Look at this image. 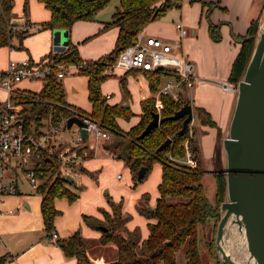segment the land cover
<instances>
[{
  "label": "trees",
  "instance_id": "1",
  "mask_svg": "<svg viewBox=\"0 0 264 264\" xmlns=\"http://www.w3.org/2000/svg\"><path fill=\"white\" fill-rule=\"evenodd\" d=\"M49 11V20L40 24L41 29H61L70 31L74 23L78 21H95L98 11L103 9L109 0H38ZM200 2L208 6L207 12L213 9L215 4H208L204 0H190ZM26 7V0H25ZM14 0H0V46L9 45L13 31L8 30L12 18ZM181 0H119L109 22L103 23L100 32L112 27L117 28V35L113 49L96 60H83L76 44L68 42L67 49L53 55L54 63L65 66H79V74L86 76L88 101L91 104L90 112H84L91 119L99 122L109 133L120 139L110 148L111 155L122 160L129 169L134 183L137 182V172L140 167L147 172L154 163L161 165V176L157 187L158 196L155 200L153 211L146 207L137 208L148 222V235L142 238L140 229L134 227L129 230L127 223L131 216L123 211L122 202L107 200L110 211L100 208L101 218L83 216L84 224L93 230L101 232L99 243L112 244L115 247V259L108 264H176V256L183 250L184 262L182 264H202L200 255V238H203V247L207 255L216 262L214 236L207 234L200 236V229H206L208 223L213 221L215 231L219 220V205L225 195V177L221 171L215 176V199L211 204L202 185L204 168L198 156V150L189 130L181 136L175 133L181 128L182 119L162 120L179 110L184 103L174 101L169 96H160L162 109L160 110V122L141 139L136 137L145 128L146 124L155 112L154 99L141 101L142 114L139 122L132 126L127 133H121L117 119L128 120L132 112L123 106L111 105L101 93V84L108 77L112 64L120 51L134 44L136 35L156 20L163 17L167 11L178 9ZM24 7V11L26 8ZM25 13V12H24ZM258 28L257 21H253L247 33L239 37L240 49L236 55L230 70L228 81L236 84L240 79L246 63L252 52L254 34ZM210 37L214 41L220 40V34L213 25L209 29ZM21 40V35L17 36ZM46 56H51L48 54ZM45 56V57H46ZM56 69H51L46 78L45 85L39 91L16 90L10 95V99L21 103L20 118L25 124L27 132L32 128L39 130L47 121L56 123L61 117L69 116L65 101L64 87L61 80L55 76ZM148 80L149 89L157 92L163 80L171 76L170 72L157 70L155 72L144 71ZM122 89H125V77L120 80ZM195 118L202 124L217 127L210 114L200 107L194 108ZM190 129V128H189ZM219 131V130H218ZM193 135V132H192ZM217 137H219L217 132ZM171 138L168 146L160 151L157 147L166 139ZM188 140L196 161L194 168H188L172 162V158H183L185 155L184 142ZM108 149V148H107ZM219 156L215 144L213 161ZM220 157V156H219ZM216 166V164H215ZM43 181L37 187L36 193L41 196L40 212L43 224L48 236L54 232V218L59 211L54 207L56 198H67L74 201L77 193L70 186H75L65 181L61 174L60 161L45 160L40 167ZM87 172V171H86ZM195 186V188H191ZM147 196L143 195L146 199ZM104 228L105 230H102ZM59 245L63 253L68 257H74L76 264H93L86 252L88 244L79 230H75L69 237L54 241ZM5 258L0 257V264Z\"/></svg>",
  "mask_w": 264,
  "mask_h": 264
},
{
  "label": "crops",
  "instance_id": "2",
  "mask_svg": "<svg viewBox=\"0 0 264 264\" xmlns=\"http://www.w3.org/2000/svg\"><path fill=\"white\" fill-rule=\"evenodd\" d=\"M204 1L209 5L215 4L211 11L207 12L208 6H203L200 2L181 0L180 8L167 11L159 20L148 24L142 33L146 36L159 37L173 45L179 44L180 48L174 49V52L184 54L194 63L195 73L203 81L193 89H184L181 92L182 102L191 104L193 111L195 107H200L210 114L217 126L214 127V142L216 143L217 128L226 130L233 106L234 93L222 91L210 80L228 79L232 63L240 49L239 37L247 33L253 21H257L259 26L262 21L261 14L264 0ZM14 5L15 0L11 20L14 19L17 23L26 21L28 24H32V27L21 29V31H26L20 37L21 40L13 35V49L9 50V56L11 58V54L15 53L19 60L29 59L32 62H41L53 50V31L41 29V23L39 25L31 23V19L24 11L15 14ZM47 17L46 12L43 19L45 20ZM105 22L108 21L97 19L91 22L78 21L72 26L69 41L76 44L78 53L83 60H96L113 49L117 28L112 27L100 32ZM177 22L183 24V27L187 30L186 35L180 37L179 30L175 26ZM211 25L218 30L220 34L219 41L211 39L209 33ZM31 32H34L33 36L40 35L41 37L39 51L35 53V58H39L37 60L31 57L29 50L23 45V39L32 35ZM77 33H80L81 36H77ZM1 47H7V45ZM42 55L43 58L41 57ZM73 71L76 70L73 69ZM111 72L112 76L120 73V80L125 77V89L121 92V106L127 108L130 103L137 105L141 104L143 100L155 98L156 92H152L149 89L144 71L132 70L125 72L121 69H114ZM136 77H138V80ZM87 79L86 76L76 72L62 79L67 84L65 85L67 88L66 94L64 88L66 103L84 112H90L91 110V104L88 101ZM32 86H36V88ZM40 88L39 83L26 81L19 83L17 86V90L26 89L35 92L39 91ZM0 94L2 96L0 102L7 99L8 94L5 91L0 90ZM104 96L109 104L118 105L111 101L112 95L106 93ZM141 114L142 110L137 114L132 113L127 123L123 121L124 125L122 124V119L118 118L117 124L119 128L128 131L129 125L134 126L139 122ZM195 120L194 115L193 124ZM110 135V141H112L114 135L111 133ZM106 150L104 148L102 153H99L100 155L97 152V157L94 158L95 161L100 159L119 161L111 153L108 154ZM88 165L95 175L93 179L88 173L74 179V177L64 172V178L70 181L74 180L73 185L83 188L81 189L82 195L79 196L77 194V198L74 201H69L65 197L54 200V207L59 211V214L54 218L53 231L58 239L69 237L75 230H79L82 235L83 231L88 228L83 222L82 217L84 215L100 219V208L106 211L110 210L106 200L109 188L102 182V169L97 163H93L92 160H89ZM209 171L207 168L204 169L205 173H209ZM117 175L120 174L117 173ZM23 184L27 186L28 191H20ZM88 184L91 185L90 188ZM18 191L17 195L5 197L0 205L2 210L0 214V257L4 256L5 258L2 264H76V259L66 256L60 246L52 242L48 236L40 212L41 196L36 194L24 181L19 182ZM86 198L87 201L85 200ZM155 200L150 205L151 207L155 205ZM127 228L129 230L133 229L128 223ZM93 231L97 240L99 236L98 230ZM147 235L145 237L141 236L146 238Z\"/></svg>",
  "mask_w": 264,
  "mask_h": 264
},
{
  "label": "built area",
  "instance_id": "3",
  "mask_svg": "<svg viewBox=\"0 0 264 264\" xmlns=\"http://www.w3.org/2000/svg\"><path fill=\"white\" fill-rule=\"evenodd\" d=\"M25 25L27 28L32 27V24L27 22ZM175 26L179 30L180 37L186 35L187 30L181 22H177ZM15 29L21 31L11 21L8 30L14 31ZM8 46L13 49L11 43ZM179 48V44L173 45L159 37L146 36L139 32L134 44L119 52L110 72L114 69H121L125 72L132 70L170 72L171 76L163 80L154 98L155 112L160 114L162 109L160 96H169L174 101H182L181 92L184 89H193L203 81L196 75L194 63L184 54L174 52V49ZM66 49L67 46L63 51ZM57 52L53 46L51 56H46L38 63L29 59H9L5 68L0 69V90L8 94L7 99L0 102V205L5 197L19 193L20 181H24L36 192L37 187L43 181L42 173L36 168L40 167L45 160H59L60 170L63 169L74 179L84 174L87 175V173L93 179L95 175L90 170L88 162L96 158L98 149L103 148V144L111 139L110 133L99 122L71 106L67 107L69 116L61 117L56 123L47 121L38 131L32 128L31 132H27L20 118L23 105L11 100L10 95L23 81L39 83L42 88L52 68L56 69L55 76L61 81L66 76L79 72V66L54 63L53 55ZM210 82L222 91L234 93L236 90V84H231L228 80L215 79ZM70 116L78 117L86 126L81 128L73 124L67 129L66 119ZM81 129L86 131V139L82 137ZM191 133L189 129V135ZM184 150V157L178 158L175 162L188 168H194L196 161L188 140L184 142ZM116 177L119 178L120 175ZM56 238V233L52 232V242Z\"/></svg>",
  "mask_w": 264,
  "mask_h": 264
},
{
  "label": "water",
  "instance_id": "4",
  "mask_svg": "<svg viewBox=\"0 0 264 264\" xmlns=\"http://www.w3.org/2000/svg\"><path fill=\"white\" fill-rule=\"evenodd\" d=\"M261 17L262 21L253 36L252 52L236 83L232 110L221 138L225 195L219 205V220L214 235L219 264H264V7ZM52 36L56 51L61 52L68 46V31L54 29ZM167 119H182L181 128L175 133V136H181L189 130L194 119L191 104L184 103L171 116L162 118ZM159 122L160 114L152 112L151 119L136 139L144 137ZM73 124L81 128L86 126L78 117H68L66 128ZM80 133L84 139L87 138L84 129ZM170 142L171 138H166L156 151ZM144 173L145 168L140 167L136 180L140 181ZM65 181L74 184V180L65 178ZM148 210L153 211L150 207ZM232 227L243 239L248 255L242 262L232 256L229 243Z\"/></svg>",
  "mask_w": 264,
  "mask_h": 264
},
{
  "label": "rangeland",
  "instance_id": "5",
  "mask_svg": "<svg viewBox=\"0 0 264 264\" xmlns=\"http://www.w3.org/2000/svg\"><path fill=\"white\" fill-rule=\"evenodd\" d=\"M25 0H15L14 5V11L15 14L24 11L25 7ZM119 0H109L107 5L97 12V15L95 16V20L100 21H110L111 16L113 12L115 11V8L118 6ZM264 7V6H263ZM26 10L24 11L28 17L31 19L30 22L39 25L40 23L46 22L49 20L50 14L48 10L44 7L42 3H40L38 0H26ZM47 12V19H43L44 15ZM105 19V20H104ZM11 21V19H10ZM12 22L20 29H25L26 22H20L17 23L16 20L12 19ZM258 24V23H257ZM36 29H38L37 26H35ZM34 28V27H33ZM26 31H18L15 29L13 31L14 36H18V34L23 36ZM32 35L27 36L25 39H23V45L27 47L29 50V53L31 57L34 60H37L39 58H35V53L39 51L40 48V41L41 37L33 36L34 32H31ZM74 35V34H72ZM77 36H81L80 33L76 34ZM17 39V38H15ZM9 43L13 46V36L11 37V40ZM17 43V41H15ZM9 50L10 47H1L0 46V67L1 69L5 68L7 62L9 59L13 60H19L17 55L15 53L11 54V58L9 56ZM178 54V52H176ZM43 58V55L41 56ZM40 57V58H41ZM23 60V59H20ZM123 75V74H122ZM120 73H116L115 76H110L106 80H104L101 84V93L104 96L106 93L112 95V102L117 103L118 105H122V87L120 84L119 79ZM138 80V77H136ZM68 82V81H67ZM64 88H65V94L67 93V88L65 85L66 82L64 80L62 81ZM36 85V84H34ZM38 85V84H37ZM33 88H36V86H32ZM0 94V99H1ZM127 108L131 110L132 113H139L141 111V104H135L132 105L131 103L128 104ZM193 111V116H194ZM123 121L127 123L126 119H122ZM129 124V122H128ZM124 125V124H123ZM132 126L129 125V129ZM191 132H193V135L191 133V136L193 138V141L196 145V148L198 150V156L202 163V167L204 169H209V173H203L202 175V185L204 187L205 195L208 199V201L211 204H214L215 199V180L214 176L218 171L223 170V158H222V152H221V138L224 135L225 130L221 128H217V132L219 137H216V143L214 142V127H210L208 125H202L197 119L190 124ZM219 130V131H218ZM129 131V130H128ZM128 131L121 130V133H127ZM120 139L118 136H113V140H107L103 144V148L98 149V154L102 153V151L105 149L108 154H110V148L113 146L116 140ZM214 144L217 145V152L219 153V156H215V161H213V148ZM100 155V154H99ZM93 163H97L101 171L102 176V182L105 183V185L109 188V192L107 193V199L111 201H121L123 205L124 211L132 216L130 221L128 222L129 226L131 227H138L140 229L141 235L144 237L147 235V219L141 215L137 209L140 207H146V208H153L150 205L152 202L156 199L158 196V184L160 181L161 176V165L157 162L152 165L150 170L147 172L146 177L142 181H137L134 183L132 179V175L125 165V163L122 160L116 161L112 159H100L95 161V159H91ZM172 162H175L178 160V158H172ZM176 163V162H175ZM117 164V165H116ZM216 164V166H215ZM117 173L120 174V177L117 178ZM61 174H64V170H61ZM21 186V185H20ZM89 188L91 187L90 184H88ZM73 191H75L79 196L82 195V188L80 186H69ZM21 192L28 191V188L25 184L21 186ZM101 191V190H100ZM37 194V193H36ZM39 195V194H38ZM101 195V194H100ZM143 195L147 196L146 199L143 198ZM87 201V198L85 199ZM110 211V210H109ZM111 212V211H110ZM213 221L208 223L206 229L201 231L200 229V236L203 234H207V237L214 236L215 231L213 230ZM216 229V228H215ZM82 231V230H81ZM98 239L96 240V235H94V231L86 228L85 231H83L82 235L84 236V239L87 241L86 245V252L87 256L93 262V264H108L112 262L115 259L116 251L115 247L112 244H106L102 245L99 243V238L101 236V232L98 231ZM200 255L203 260L202 264H219L217 256H216V262L210 258L207 253L205 252V248L203 247V238H200ZM184 262V253L183 250L179 251V253L176 256V264H182Z\"/></svg>",
  "mask_w": 264,
  "mask_h": 264
},
{
  "label": "bare ground",
  "instance_id": "6",
  "mask_svg": "<svg viewBox=\"0 0 264 264\" xmlns=\"http://www.w3.org/2000/svg\"><path fill=\"white\" fill-rule=\"evenodd\" d=\"M238 235L236 229L232 227L230 229V238H229V243L231 244V249H232V256L234 259H236L239 262H242L247 258V252L244 250L245 248L243 239ZM233 245V246H232Z\"/></svg>",
  "mask_w": 264,
  "mask_h": 264
}]
</instances>
